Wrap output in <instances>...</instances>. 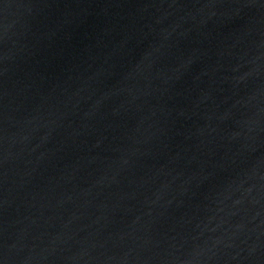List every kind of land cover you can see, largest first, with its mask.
I'll return each mask as SVG.
<instances>
[{"label": "water", "instance_id": "1", "mask_svg": "<svg viewBox=\"0 0 264 264\" xmlns=\"http://www.w3.org/2000/svg\"><path fill=\"white\" fill-rule=\"evenodd\" d=\"M0 264H264V0H0Z\"/></svg>", "mask_w": 264, "mask_h": 264}]
</instances>
